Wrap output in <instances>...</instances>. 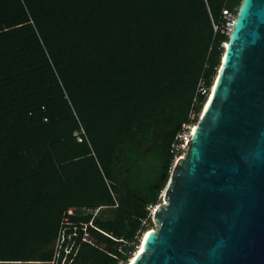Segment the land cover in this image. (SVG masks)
<instances>
[{"label": "trees", "instance_id": "16d2710c", "mask_svg": "<svg viewBox=\"0 0 264 264\" xmlns=\"http://www.w3.org/2000/svg\"><path fill=\"white\" fill-rule=\"evenodd\" d=\"M242 1L0 0V264L130 261Z\"/></svg>", "mask_w": 264, "mask_h": 264}, {"label": "water", "instance_id": "95a60500", "mask_svg": "<svg viewBox=\"0 0 264 264\" xmlns=\"http://www.w3.org/2000/svg\"><path fill=\"white\" fill-rule=\"evenodd\" d=\"M215 84L132 264H264V0L242 1Z\"/></svg>", "mask_w": 264, "mask_h": 264}, {"label": "built area", "instance_id": "2783aa9c", "mask_svg": "<svg viewBox=\"0 0 264 264\" xmlns=\"http://www.w3.org/2000/svg\"><path fill=\"white\" fill-rule=\"evenodd\" d=\"M224 14H225V18H226V22H225V25L224 27L222 28V31L223 32H226L227 34L231 35L233 29H234V26H235V23H236V19L238 17V14H235L231 11H228V10H224ZM218 28V27H216ZM224 46L226 48V42L224 43ZM213 86V85H212ZM212 86L211 87H206L205 85V81L204 80H201L200 83H199V88H198V92H201V93H205L208 95V98L206 100V103L208 102L209 98H210V95H211V92H212ZM205 103V104H206ZM195 124L193 125H187L185 126V130L179 135L180 138H181V142L176 146L178 149H182L183 152L182 154L178 155L176 157V160H178L179 158L183 157L185 155V152H186V149H187V146H188V141L190 140L191 136H192V133H193V127ZM175 160V161H176ZM174 166V165H173ZM172 170H173V167H172ZM172 172V171H171ZM161 199H164V195L161 194V197H160V200ZM158 204H156L154 207H152V214L154 212V209L155 207L157 206ZM72 208L69 210L70 214L72 213ZM147 233V232H146ZM139 247V246H138ZM138 247H137V250H138ZM136 250V252H137ZM136 252H134L133 254H135ZM131 259V258H130ZM127 264V263H126Z\"/></svg>", "mask_w": 264, "mask_h": 264}, {"label": "rangeland", "instance_id": "374dc122", "mask_svg": "<svg viewBox=\"0 0 264 264\" xmlns=\"http://www.w3.org/2000/svg\"><path fill=\"white\" fill-rule=\"evenodd\" d=\"M219 72H220V69L218 70V74H219ZM77 139H78V141L81 140L80 135L77 136ZM61 167H62V166H61ZM171 171H172V170H171ZM161 194L165 196V194H164V190H163V192H162ZM164 201H165L164 199H161V200L159 201L158 204H161V203H163ZM69 210H70V209H69ZM72 210H73L72 213L75 211V212H76L77 214H79V215L93 214L94 216H96V215L98 214V212H99V209L92 210V209H90V208H72ZM103 210H104V212H105V215H104V218H105V219H107V218H111V217H114L115 214H114L113 212H111L109 208H105V209H103ZM68 212H69V211H68ZM69 213H70V212H69ZM152 216H153V215H152ZM153 222H154V221H153ZM153 229H157V226H156L155 223H154V224H151V225L148 227V230H147L146 232L151 231V230H153ZM146 232H144L143 235L141 236V238H140V242H139V244L137 245V247L139 246L138 248H140V246L142 245ZM86 235H88V234H86ZM87 237H88V236H87ZM95 239H97V237H95ZM69 250H70V248H69ZM69 250H66V253H65V255H64L62 258H61V256H60V253H57L56 256H55L56 262H55L54 264H68V262H69V256H68V252H69ZM133 256H134V254H132L131 257H133ZM128 263H129V262H128ZM128 263H127V264H128Z\"/></svg>", "mask_w": 264, "mask_h": 264}, {"label": "bare ground", "instance_id": "6f19581e", "mask_svg": "<svg viewBox=\"0 0 264 264\" xmlns=\"http://www.w3.org/2000/svg\"><path fill=\"white\" fill-rule=\"evenodd\" d=\"M228 43H229V41L226 43V46L228 45ZM220 72H221V68H220ZM219 72V73H220ZM216 80H215V82H214V84H213V86H212V92H211V95H212V93H213V90H215V86H216ZM211 95H210V97H211ZM195 127H196V124L194 125ZM195 127H193V130L195 129ZM184 157V156H183ZM164 194H166V189L164 190ZM165 202V201H164ZM166 203H168V201H166ZM143 250H144V240H143V243H142V245L140 246V248H138V251L134 254V256L130 259V261H129V263L128 264H132L134 261H135V259L143 252Z\"/></svg>", "mask_w": 264, "mask_h": 264}]
</instances>
